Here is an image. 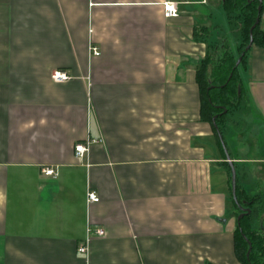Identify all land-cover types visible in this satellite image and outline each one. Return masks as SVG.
<instances>
[{"label": "crops", "instance_id": "0c3cea01", "mask_svg": "<svg viewBox=\"0 0 264 264\" xmlns=\"http://www.w3.org/2000/svg\"><path fill=\"white\" fill-rule=\"evenodd\" d=\"M222 2L0 0V264H241L226 158L196 83L210 45L233 43ZM240 77L243 123L264 137V48ZM228 154L250 178L264 167ZM88 227L104 234L83 255Z\"/></svg>", "mask_w": 264, "mask_h": 264}, {"label": "trees", "instance_id": "16d2710c", "mask_svg": "<svg viewBox=\"0 0 264 264\" xmlns=\"http://www.w3.org/2000/svg\"><path fill=\"white\" fill-rule=\"evenodd\" d=\"M260 3L261 8L258 13ZM222 8L229 21L228 31L233 39L238 42L236 52L238 56H242L241 62L239 66L235 67L236 57L228 43L224 48L222 44L210 45L206 56L200 61L196 69V83L200 95L201 119L211 124L218 146L223 153L218 133L221 134L226 146L222 129L224 124L228 122L230 113L238 110L239 113L245 104L247 107L248 99L239 70L245 66L247 54L253 46L264 48V31L260 27L261 18L264 14V0H223ZM258 15L259 23L252 30V43L249 49L246 50L250 43V29ZM221 48L224 50L214 62L212 60L213 53L216 50L220 52ZM233 124L235 126L240 125L239 122H233ZM224 164L230 173L228 163L225 162ZM236 197L240 204L241 193L237 184ZM232 203L238 209L233 200ZM239 214H241V211ZM256 214H258L256 210L250 209V212L243 215L239 221L236 219L234 252L241 264H264V231H262L260 225L255 229L251 228L256 221Z\"/></svg>", "mask_w": 264, "mask_h": 264}, {"label": "rangeland", "instance_id": "374dc122", "mask_svg": "<svg viewBox=\"0 0 264 264\" xmlns=\"http://www.w3.org/2000/svg\"><path fill=\"white\" fill-rule=\"evenodd\" d=\"M213 17L215 22L225 20V16L220 12H214ZM228 33L229 35H231L229 31ZM223 37L224 38L221 39L222 41L220 42V44H222V47L224 48V46H227V41L224 40L226 37L225 33L223 34ZM228 39L229 40L231 39L230 36L228 37ZM233 40H232L233 43H231L232 46H230V48L231 50L233 49L237 62V60L241 56H238L236 52V47L238 46V42L236 40L234 41ZM223 48L220 49V52L216 50L215 53H213L212 60L214 62H216L220 53L223 52L224 50ZM238 111H233L232 113H230L228 122L224 124L225 126L228 123L232 124L233 122H240L239 129L235 128L231 130V133L225 132L224 134V139L225 142L227 143L228 153L232 155L239 153V155L243 157H250L252 159H258L260 157H264L263 133L259 134V138H258L256 137L255 132L253 131L255 127V123H252V125L250 123L251 129H250V125L248 129L247 123L246 124L243 123L242 117H244V115L247 113L246 104L245 106H243L242 109H240L239 113ZM252 118H253L252 120L255 119L257 120L256 116ZM255 129H257V126L255 127ZM247 147L250 149H247ZM233 166L235 167V164ZM261 168L262 170H260L259 174H256L255 177L253 178L248 177V175H246V172L243 170L240 171L238 170V173L236 171V178H237L236 184L241 193V201L240 204L239 203L238 204L244 209H249V210L252 209L258 212V214H256V221L251 228L255 229L260 225L263 229L262 231H264V167ZM227 174H228V199H229L228 209H229V214H231L230 216L234 217V219L236 220L237 215L240 212V209L239 208L237 209L232 203L231 179H230L231 174L228 172V170H227Z\"/></svg>", "mask_w": 264, "mask_h": 264}, {"label": "built area", "instance_id": "2783aa9c", "mask_svg": "<svg viewBox=\"0 0 264 264\" xmlns=\"http://www.w3.org/2000/svg\"><path fill=\"white\" fill-rule=\"evenodd\" d=\"M163 14L165 18H173L178 15L177 4L172 1H165L163 4ZM90 54L93 56H99V50L96 47H90ZM51 78L54 82L61 83L70 79V76L61 70H54L51 73ZM91 141L86 140L85 142H78L74 146V156L78 159L84 158V156L88 153V149ZM40 173L46 177L55 178L57 176V172L52 167H42L40 169ZM99 201L98 196L93 191H88L86 193V202L89 203H97ZM104 231L100 227H88L87 236L84 241L78 247V252L80 254L86 255L88 252V243L92 236H103Z\"/></svg>", "mask_w": 264, "mask_h": 264}, {"label": "water", "instance_id": "95a60500", "mask_svg": "<svg viewBox=\"0 0 264 264\" xmlns=\"http://www.w3.org/2000/svg\"><path fill=\"white\" fill-rule=\"evenodd\" d=\"M260 8H261V3L260 5L258 6V13L260 12ZM259 23V15L256 17V20H255V23L253 24V26L251 27L250 29V43L249 45L247 46L246 50L249 49V47L251 46V43H252V40H251V33H252V30L254 29V27ZM242 57V56H241ZM241 57H239V59L237 60L236 64H235V67H237L240 62H241ZM225 112V111H224ZM218 138L220 140V143L222 145V149H223V152H224V155H225V158H226V162L228 163L229 165V168H230V174H231V194H232V200L235 202V204L238 206V208L240 209V211H242L241 214L238 215L237 217V220L239 221V219L245 215V214H248L250 212L249 209H244L242 208L239 204H238V201H237V197H236V171H235V168L233 166V163L232 161L230 160V156L228 154V151L226 149V146L224 144V141H223V138L221 136L220 133H218ZM249 251L250 249L248 250L247 252V256L249 254Z\"/></svg>", "mask_w": 264, "mask_h": 264}, {"label": "flooded vegetation", "instance_id": "af4514ba", "mask_svg": "<svg viewBox=\"0 0 264 264\" xmlns=\"http://www.w3.org/2000/svg\"><path fill=\"white\" fill-rule=\"evenodd\" d=\"M241 213H242V211H241Z\"/></svg>", "mask_w": 264, "mask_h": 264}]
</instances>
